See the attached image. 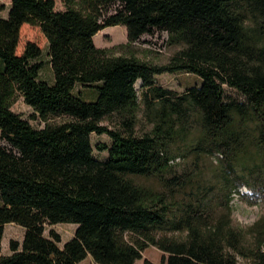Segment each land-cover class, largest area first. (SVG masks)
I'll use <instances>...</instances> for the list:
<instances>
[{
  "label": "trees",
  "instance_id": "obj_1",
  "mask_svg": "<svg viewBox=\"0 0 264 264\" xmlns=\"http://www.w3.org/2000/svg\"><path fill=\"white\" fill-rule=\"evenodd\" d=\"M26 24L48 41L54 83L40 77L38 42L18 52ZM116 25L122 47L161 29L177 50L155 62L97 46ZM0 58V264H136L150 246L165 264H264V0H11ZM182 72L202 83L184 93L156 83ZM19 96L31 118L13 109ZM93 133L112 139L96 145L105 159ZM243 186L260 203L249 225L234 216ZM9 223L26 231L4 254ZM58 223L77 225L63 247L58 231L45 234Z\"/></svg>",
  "mask_w": 264,
  "mask_h": 264
},
{
  "label": "rangeland",
  "instance_id": "obj_2",
  "mask_svg": "<svg viewBox=\"0 0 264 264\" xmlns=\"http://www.w3.org/2000/svg\"><path fill=\"white\" fill-rule=\"evenodd\" d=\"M10 0H0V5L8 4ZM65 5L62 1L57 2V9H64ZM2 10V9H1ZM0 10V17H3V14L6 15V12ZM22 38L21 45L18 48V52L21 53L23 51L24 45L28 40H34L38 42L42 49L43 53L37 61H41L43 63V67L40 71V77L47 80L48 82L54 83L55 75L53 68L50 63V56L48 50V41L40 28L38 26L26 24L22 28ZM95 42L97 46L108 48L113 53H129L130 50L134 51L138 56L144 59H148L155 62H165L168 60L169 56L173 54L177 47H171L167 45L168 32L161 29H155L152 33L144 34L139 41H137L131 47H122V45H126L128 43V32L127 28L123 25H116L107 27L105 30L99 32L96 35ZM2 63V68H4V61L0 58ZM0 63V66H1ZM156 83L158 85L164 86L168 89L173 90L175 93H184L192 86H199L202 83V79L191 73L182 72L176 74H161L156 77ZM138 89H140L141 84L138 81L136 83ZM226 96L229 99H234L238 101H243V95L236 89L231 88L226 85ZM75 93L84 92L83 98L94 99L96 97V93L94 87H87L78 84L75 88ZM13 109L17 112H20L26 118H31V114L33 113V109L31 106L25 103L24 98L19 96L13 105ZM32 123L35 125H40L37 120H32ZM148 126V123L144 116L141 114L139 126V131H142ZM4 141L1 139L0 132V144H3ZM97 143H104L110 145L112 143V139L107 135H97L95 133L92 134V144L94 147V155L99 159H105L108 156L107 151H100L96 148ZM208 172L216 173V166L214 163V158H209L208 160ZM243 195H236L233 204L236 207V211L234 213L235 219L237 223L243 225H249L254 222L259 214H260V206L258 203V196L255 192L251 191L246 186L242 188ZM1 204V199H0ZM54 229L58 231L62 236V241L59 243L61 247L64 244L74 237L77 225L73 223H58L47 225L46 227V236H51V230ZM26 229L19 224L9 223L5 226V235L2 242V251L4 254L11 253L10 250V241L12 239H16L19 241H23ZM163 252L155 246H150L144 252V258L138 260L136 264H146L145 260H148L151 264H165L163 262ZM80 264H98L94 261L92 256H88L85 260H83Z\"/></svg>",
  "mask_w": 264,
  "mask_h": 264
},
{
  "label": "crops",
  "instance_id": "obj_3",
  "mask_svg": "<svg viewBox=\"0 0 264 264\" xmlns=\"http://www.w3.org/2000/svg\"><path fill=\"white\" fill-rule=\"evenodd\" d=\"M10 6H11V0H10V2L8 3V4H6V5H4V4H2V5H0V9H2L1 11H2V13L3 12H6V15L5 14H3V17H6L7 15H8V13H9V9H10ZM105 30V29H104ZM103 31V30H102ZM101 32V31H100ZM96 38V37H95Z\"/></svg>",
  "mask_w": 264,
  "mask_h": 264
},
{
  "label": "bare ground",
  "instance_id": "obj_4",
  "mask_svg": "<svg viewBox=\"0 0 264 264\" xmlns=\"http://www.w3.org/2000/svg\"><path fill=\"white\" fill-rule=\"evenodd\" d=\"M99 34V33H98ZM97 35V34H96ZM96 37V36H95ZM96 40V39H95Z\"/></svg>",
  "mask_w": 264,
  "mask_h": 264
}]
</instances>
